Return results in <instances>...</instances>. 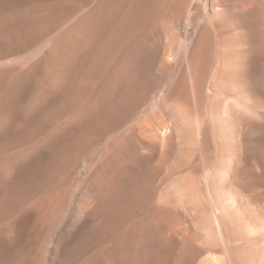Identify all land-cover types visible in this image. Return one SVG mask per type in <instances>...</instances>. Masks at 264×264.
Returning <instances> with one entry per match:
<instances>
[{"label":"rangeland","instance_id":"rangeland-1","mask_svg":"<svg viewBox=\"0 0 264 264\" xmlns=\"http://www.w3.org/2000/svg\"><path fill=\"white\" fill-rule=\"evenodd\" d=\"M0 264H264V0H0Z\"/></svg>","mask_w":264,"mask_h":264},{"label":"bare ground","instance_id":"bare-ground-1","mask_svg":"<svg viewBox=\"0 0 264 264\" xmlns=\"http://www.w3.org/2000/svg\"><path fill=\"white\" fill-rule=\"evenodd\" d=\"M189 64H190V67L193 66V59L192 58H190ZM204 73H205V67H204V65H201L200 68H199V75H198L199 77L196 79L197 81L195 80L198 88L201 86V83L203 81Z\"/></svg>","mask_w":264,"mask_h":264}]
</instances>
